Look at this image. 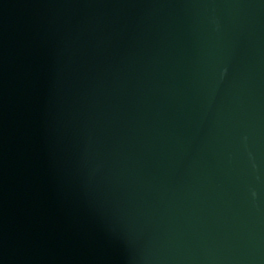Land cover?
<instances>
[{
  "label": "water",
  "instance_id": "1",
  "mask_svg": "<svg viewBox=\"0 0 264 264\" xmlns=\"http://www.w3.org/2000/svg\"><path fill=\"white\" fill-rule=\"evenodd\" d=\"M0 264H264V0H78Z\"/></svg>",
  "mask_w": 264,
  "mask_h": 264
}]
</instances>
